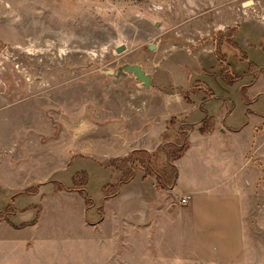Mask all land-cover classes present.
Here are the masks:
<instances>
[{"label": "rangeland", "instance_id": "374dc122", "mask_svg": "<svg viewBox=\"0 0 264 264\" xmlns=\"http://www.w3.org/2000/svg\"><path fill=\"white\" fill-rule=\"evenodd\" d=\"M167 1L175 10H182L183 1L188 3L0 0V264H264V143L248 148L247 170L242 169L239 180L253 184L251 191L241 199L238 216L230 214L232 225L223 227L224 237H215L209 256H195L198 245L188 221L187 197L175 196L157 183L158 178L173 176V158L184 143L176 133L183 121L175 117L168 120V130L152 153L151 168L145 164L147 155L141 154L134 173L155 181L163 196L158 199L162 212L152 221L128 224L105 208L121 189L105 200L101 186H117L129 177L110 168L112 159L107 157L120 147L114 148L112 139L103 145L96 128L124 116L130 124L128 138L135 134L142 139L144 128L154 138L161 128V112L166 114L158 94H182L195 102L216 94L241 99L243 94L250 109L255 102L259 109L248 138L261 133L264 139V0H214L208 10L217 23L230 24L231 29L215 37L216 59L202 61L205 75L196 74L188 87L167 81L163 65L170 62L167 54L187 45L192 63L199 64L192 55L198 46L184 38L194 31L198 14L179 17L166 31L161 10ZM249 1L253 3L245 7ZM228 33L247 52L248 61L242 65L238 51L222 48L231 37ZM121 46L125 50L117 53ZM125 64L142 66L152 76L151 87H142L131 75L117 80L104 74L117 73ZM144 96L153 109L149 121L137 113ZM170 105L173 112L186 107ZM88 149L95 155L84 156ZM80 172L88 183L91 176L87 196L77 191L84 176H79L78 186L73 183ZM86 197L93 200L92 206ZM170 205L175 206L173 214L167 211Z\"/></svg>", "mask_w": 264, "mask_h": 264}, {"label": "crops", "instance_id": "0c3cea01", "mask_svg": "<svg viewBox=\"0 0 264 264\" xmlns=\"http://www.w3.org/2000/svg\"><path fill=\"white\" fill-rule=\"evenodd\" d=\"M212 3L214 4V0H195L193 2L188 0V3L183 1L182 10H175V6L170 5L171 3L168 1L166 5L165 3L162 5L161 15L163 14L162 19H165L162 26L166 31L169 30L170 23L178 21L179 17L191 19L194 17L191 12L198 14L196 17L198 21L192 25L194 28L192 34L190 36L183 34V36L186 35L184 38L188 39L186 40L187 43L199 47L192 54L194 59L199 60V64L192 63V56L188 54L191 51V45L185 46V50L177 48V53L165 56V60L169 59L170 62L165 66L163 65L164 74L165 76L166 74L169 75L167 81L172 82L174 86L188 87L187 84L196 74L205 75L203 62L208 60L209 64L211 59L215 58V56L213 58L217 49V45L214 46L215 37L231 29L230 24L220 25L216 22L217 17L213 14L214 12L208 10ZM225 39V46L223 45L222 48L230 46L227 43L228 39ZM204 40H208L209 43L199 46ZM239 48L247 56V52L240 45ZM165 51L169 53V48L167 47ZM172 60H175V63H172ZM240 64L242 65V61ZM214 73L211 75L216 77V72ZM183 74L188 77L187 81H183ZM158 95L163 103H166L163 108L166 110V114L163 115L161 112L162 116L159 118H162L161 128L156 131L154 138L151 136L150 129L145 128L142 129L144 132L142 139L136 138L135 134L128 138L130 124L124 122V116L121 118L122 120L120 118L112 120V123L102 122L101 127L97 126L95 136L100 138L103 145L112 139V142L115 141L114 148L120 147V151L107 157V160H110L128 157L135 151L153 153L161 144L162 136L168 130V120L171 117L183 121L182 123L194 125L187 137L188 148L186 152L175 162L177 178L170 192L178 197L184 196V199L190 197L187 201V213L188 221L191 222L192 226L194 244L198 245V248L194 249L195 256H209L212 244L216 241L215 237L221 240V236L224 235L223 227L226 229L232 225L229 220L230 214L234 213L235 216H238L236 213H238L237 211L240 213L243 201L241 199L248 194L249 189L251 191L253 184L247 183L244 178L239 180V175L247 170L244 161L248 148L251 145L264 143L261 133V135L253 136V138H248L247 135L252 129L251 120L258 118L259 109L256 108V102L252 104L253 108L250 109L245 103L246 99L243 94H240L241 99L232 94H216L206 102L202 100L195 102L193 99L188 101L182 94ZM250 95L246 94L247 97ZM146 98L149 97L144 96V106L139 107L138 109L142 110L137 113H139L138 116L149 121L153 119V109L151 102ZM174 103L183 104L186 107L182 112H173L168 108V105L171 104L170 106H172ZM237 106L240 107L237 108ZM209 117L215 120V127L211 132L202 134L199 128L202 121ZM154 120L156 121V118ZM238 122L240 126L235 125ZM86 151L89 152H84V156L95 155L90 152L91 149ZM100 171L102 170L100 169ZM90 181L91 176L88 185H90ZM103 187L104 185L101 186V191ZM162 197L155 181L140 174L122 186L117 197L106 201L105 208H111L114 216L117 215L121 220H127L128 224H136L142 219L145 223L147 220L152 221L153 217L162 212L158 202V199H162ZM230 204L232 205L230 206ZM174 207V205H170L167 208L169 214L175 213ZM235 220L237 221L238 218Z\"/></svg>", "mask_w": 264, "mask_h": 264}, {"label": "trees", "instance_id": "16d2710c", "mask_svg": "<svg viewBox=\"0 0 264 264\" xmlns=\"http://www.w3.org/2000/svg\"><path fill=\"white\" fill-rule=\"evenodd\" d=\"M228 31H230V30H228ZM228 34H230V33H228ZM232 37L233 36L231 35V37L229 36L227 38L228 39L227 43L239 52L240 61H242V62L247 61L248 58H247L246 54L244 52H242V50L239 48L237 43H235L233 41ZM249 65L251 66V62ZM261 70L262 69H260V71ZM221 72H222V70H221ZM185 98H186V96H185ZM172 121H175V120H172ZM193 127H194V125L185 124V123H180L177 126L176 133L180 137H183L184 143L181 144L180 148L178 149V152L175 153L173 161H177L178 159H180L184 155V153L186 152V150L188 148L187 137H188L189 132L193 129ZM213 129H214V119L212 117H209V118H206L205 120L202 121V124L199 128V131L202 134H206V133L211 132ZM141 154L147 155V157H145V161H146L145 164L151 168V162H152L153 155H152V153H149L146 151H135V152L131 153L128 157L118 158V159H121L120 161H118L116 159H112V161H110V168H112L114 171H116L118 173H121L122 177L124 179H125V176L129 177V178L126 181L119 182V184L117 186L110 185V184L105 185L103 187V193H104V199L105 200L116 196L120 192V189L122 188V186L131 182L135 178L134 177V173L136 171L135 166H136V163L140 161L138 155H141ZM118 162H120V163H118ZM119 164H121V165H119ZM172 168L174 169L173 176L172 175L165 176V180H162L161 178L157 179L158 186L161 189H167V188L171 189L174 186L176 178H177V168L175 167L174 164H173ZM151 171H152V169H151ZM83 172L77 173L73 177V183L75 186H78L79 185V176H84L85 182L81 183L82 188L78 189L77 191L80 194H84L85 196H87V194L85 192V186L88 185V180H87L86 174L84 175V173H86V172H84V173ZM125 173H126V175H125ZM128 173H129V175H128ZM109 188H115V189L117 188V189L113 193H110ZM86 198H87L88 204L90 206H92L93 200L88 199L89 197H86Z\"/></svg>", "mask_w": 264, "mask_h": 264}, {"label": "water", "instance_id": "95a60500", "mask_svg": "<svg viewBox=\"0 0 264 264\" xmlns=\"http://www.w3.org/2000/svg\"><path fill=\"white\" fill-rule=\"evenodd\" d=\"M253 2L249 1L244 4L245 7L251 5ZM154 48L152 47L151 50ZM125 50V46H121L117 49V53H121ZM104 74L109 76H114L117 80L120 78H125L129 75L134 76L137 82L144 88H150L152 82V76L147 71L143 69L142 66L136 64H125L117 69V73L112 70L104 72Z\"/></svg>", "mask_w": 264, "mask_h": 264}, {"label": "built area", "instance_id": "2783aa9c", "mask_svg": "<svg viewBox=\"0 0 264 264\" xmlns=\"http://www.w3.org/2000/svg\"><path fill=\"white\" fill-rule=\"evenodd\" d=\"M187 199L189 200V199H190V197H187Z\"/></svg>", "mask_w": 264, "mask_h": 264}]
</instances>
